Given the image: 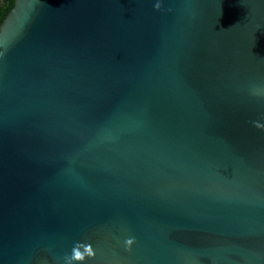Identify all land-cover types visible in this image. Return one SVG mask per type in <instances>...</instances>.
Wrapping results in <instances>:
<instances>
[{"label": "water", "instance_id": "1", "mask_svg": "<svg viewBox=\"0 0 264 264\" xmlns=\"http://www.w3.org/2000/svg\"><path fill=\"white\" fill-rule=\"evenodd\" d=\"M254 122L264 0H14L0 264H264Z\"/></svg>", "mask_w": 264, "mask_h": 264}, {"label": "clouds", "instance_id": "2", "mask_svg": "<svg viewBox=\"0 0 264 264\" xmlns=\"http://www.w3.org/2000/svg\"><path fill=\"white\" fill-rule=\"evenodd\" d=\"M155 8L159 10L161 8V4L157 2L155 4ZM254 126L257 128L264 129V125H261L258 122H254ZM135 240L134 238H129L125 241V244L128 249H131V246L134 244ZM83 249V251H81ZM95 253L93 251V248L88 245L85 246L83 244H76V246L73 248L72 253L70 256H65V264H83L84 260L86 258H92L94 257Z\"/></svg>", "mask_w": 264, "mask_h": 264}, {"label": "trees", "instance_id": "3", "mask_svg": "<svg viewBox=\"0 0 264 264\" xmlns=\"http://www.w3.org/2000/svg\"><path fill=\"white\" fill-rule=\"evenodd\" d=\"M14 0H0V23L13 6Z\"/></svg>", "mask_w": 264, "mask_h": 264}]
</instances>
